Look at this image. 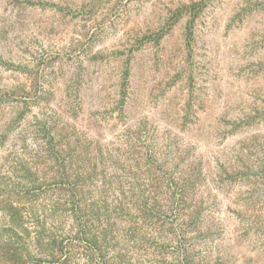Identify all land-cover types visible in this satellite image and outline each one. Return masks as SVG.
<instances>
[{
  "label": "rangeland",
  "instance_id": "obj_1",
  "mask_svg": "<svg viewBox=\"0 0 264 264\" xmlns=\"http://www.w3.org/2000/svg\"><path fill=\"white\" fill-rule=\"evenodd\" d=\"M0 264H264V0H0Z\"/></svg>",
  "mask_w": 264,
  "mask_h": 264
}]
</instances>
